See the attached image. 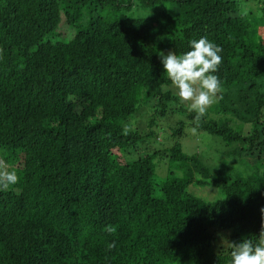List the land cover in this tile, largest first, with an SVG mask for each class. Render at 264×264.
Listing matches in <instances>:
<instances>
[{"label":"trees","instance_id":"16d2710c","mask_svg":"<svg viewBox=\"0 0 264 264\" xmlns=\"http://www.w3.org/2000/svg\"><path fill=\"white\" fill-rule=\"evenodd\" d=\"M201 37L223 91L195 127L159 53ZM187 123L228 148L215 166ZM0 153V264H228L261 231L264 0H0Z\"/></svg>","mask_w":264,"mask_h":264},{"label":"clouds","instance_id":"9594fccd","mask_svg":"<svg viewBox=\"0 0 264 264\" xmlns=\"http://www.w3.org/2000/svg\"><path fill=\"white\" fill-rule=\"evenodd\" d=\"M189 48L181 54L169 51L167 54L160 52L159 56L174 95L187 106L189 112L196 114L191 123L199 127L206 110L222 98L218 95L223 91L222 82L215 73L223 62V49L207 37L190 41ZM168 87L164 85L165 90ZM128 131L130 128L126 127L125 133ZM17 181L16 172L9 170L6 162L0 160V190L7 189ZM260 214L262 223L259 239L256 242L250 238H244L239 243L229 242L228 264H264V207L260 208ZM107 231L113 230L108 228ZM114 247V241L108 244V250Z\"/></svg>","mask_w":264,"mask_h":264},{"label":"rangeland","instance_id":"374dc122","mask_svg":"<svg viewBox=\"0 0 264 264\" xmlns=\"http://www.w3.org/2000/svg\"><path fill=\"white\" fill-rule=\"evenodd\" d=\"M64 28L65 27H61L60 31L64 32L65 31ZM70 35H71L70 33L68 35L64 34L63 37L68 38L70 37ZM216 104L217 102L213 103L206 110L210 114L211 117H214L217 114L216 112H214L217 106ZM193 129L194 127L188 125V123L186 124L184 128V133L179 138V143L181 144L182 150L189 154L198 153L200 157H202V159L206 161L208 165L215 166L220 161L219 159L221 156L220 152L221 151L225 152L226 150H228V148L224 145V143L218 137L212 136L203 131H199L196 128L195 130ZM165 141L166 139L163 137V135L159 134L157 138V142L155 143V146L161 147V144H163V142ZM169 143L171 142L169 141ZM0 160H3L1 158V153H0ZM168 167L169 165H168L167 159H165L163 162L161 160H158L156 162V175L158 177H162L164 175H167V173L170 170L175 171L174 169H168Z\"/></svg>","mask_w":264,"mask_h":264}]
</instances>
